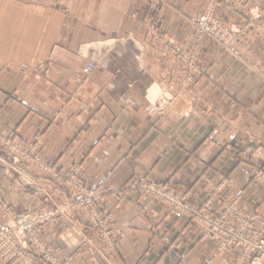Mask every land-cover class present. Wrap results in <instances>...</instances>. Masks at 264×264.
Here are the masks:
<instances>
[{
    "label": "crops",
    "instance_id": "1",
    "mask_svg": "<svg viewBox=\"0 0 264 264\" xmlns=\"http://www.w3.org/2000/svg\"><path fill=\"white\" fill-rule=\"evenodd\" d=\"M143 1L0 0V34L41 38L35 62H0V133L14 130L28 141L40 131V154L62 167L77 163L84 182L98 189L142 175L162 181L171 173L173 189L190 191L189 201L197 202L225 176L221 195L238 191L239 209L264 218V82L202 40L205 75L182 85L183 68L159 36L187 45L194 33L189 18L205 0H165L155 29L146 23ZM244 2L264 22V0ZM217 15L238 22L249 17L247 11L228 12L223 3ZM21 17L18 32L12 22ZM27 40L0 45V51L26 47ZM240 47L264 64V36L245 28ZM129 53L137 58L130 75ZM90 55L98 66L82 76ZM146 81L154 82L148 95L157 86L174 97L167 113L144 111ZM5 166L0 155V197L15 210L36 207L46 193L59 197L60 188L43 184L30 168L15 172ZM113 202L108 194L106 203ZM110 227L119 234L116 252L110 254L115 264H232L236 256L229 251L212 257L214 241H199L182 217L137 194L121 199ZM42 235L59 254H72V264H106L92 250L91 228L79 214L46 223Z\"/></svg>",
    "mask_w": 264,
    "mask_h": 264
},
{
    "label": "rangeland",
    "instance_id": "2",
    "mask_svg": "<svg viewBox=\"0 0 264 264\" xmlns=\"http://www.w3.org/2000/svg\"><path fill=\"white\" fill-rule=\"evenodd\" d=\"M1 1L5 2V0ZM143 2L146 8L144 16L146 23L150 28H154L156 16L165 0H144ZM221 3L228 12L235 11L243 14L247 11L248 19L238 22L217 15V9ZM7 5V3H2L1 6L4 8ZM27 13H24V16L29 15ZM202 16L206 17L205 28L199 24ZM24 19V17L14 18L12 23L16 31L20 32ZM189 21L194 33L187 45L178 43L169 36L158 35L159 40L166 45L168 55L183 68L180 78L182 85L189 86L190 83L205 75L206 65L203 64L200 56L202 40L213 42L228 56L241 63L250 72L257 74L264 82L262 61L249 55L240 47L242 30L245 28H252L255 34L264 36V22L260 17V12L253 5H246L244 0H205L200 12L191 16ZM26 35L20 34L13 37L0 34V45L4 47L20 39L24 42L28 38L25 43L26 47L16 44L15 51H11V48L0 51L2 57L0 62L32 63L36 61L41 45L40 35L30 37ZM132 49V47L128 48L129 51ZM4 55L6 57L3 59ZM135 60L137 61L135 55L129 53L126 61L129 63L130 70H126V73L135 72ZM89 66L91 69L86 71ZM97 66L96 57L87 56L80 73L82 76H89ZM153 83L148 85V82H145L147 87L143 92L144 98L141 106L149 115H162L168 112L175 100L168 91L160 90L157 86H153L150 89L151 94L148 95L147 88ZM128 87H131L130 83ZM152 91L155 92L152 94ZM41 141L40 131L32 135L28 141L16 136L14 130L0 133V155L5 158L6 169L18 172L17 169L30 168L43 184L52 183L61 190L58 195L59 201L58 198L54 199L51 193H46L36 207L22 211L15 210L0 197V226L8 225L6 230L0 229V261L2 264H72L73 255L59 254L46 241L42 233L43 225L46 223L58 224L61 220L71 219L77 214L91 228L94 240L92 250L97 252L106 264H115L111 263L110 254L116 252L119 234L110 227V220L114 208L128 194L148 197L182 217L184 223L194 229L199 241L209 239L214 241L211 252L214 258L222 257L229 251H236L232 264H253L255 257L259 256V253L252 249V245L257 243L264 245V218L259 217L255 211L239 209L241 193L238 191L227 196L221 195L222 187L228 183L225 176H222L220 184L211 187L205 199L197 202L189 201L190 191L178 192L173 189L174 175L171 173H167L162 181H153L142 175L130 179L121 186L112 185L105 189H98L84 182L77 163L62 167L56 161L44 158L40 154ZM108 194L113 196L112 204L106 203ZM219 195L221 199L218 198ZM19 220L24 227L30 225L29 230L23 229L19 232L17 230ZM242 222V226H239ZM239 233L240 241H238ZM261 262L264 264V257L261 258Z\"/></svg>",
    "mask_w": 264,
    "mask_h": 264
},
{
    "label": "built area",
    "instance_id": "3",
    "mask_svg": "<svg viewBox=\"0 0 264 264\" xmlns=\"http://www.w3.org/2000/svg\"><path fill=\"white\" fill-rule=\"evenodd\" d=\"M205 22H206V17H201L200 18V21H199V24L203 27V28H205ZM91 69V66H89L87 69H86V71H88V70H90ZM26 215H28V214H26ZM242 224H243V222L241 223V224H239V226H242ZM30 226V225H29ZM29 226H27V227H24L23 226V224L20 222V220H19V225H18V227H17V230L19 231V232H21L23 229H28L29 230ZM8 227V225H6L5 227H2V226H0V229H3V230H6V228ZM241 240V235H240V233H239V236H238V241H240ZM4 247H6V246H4ZM252 249H254V250H256L258 253H259V256H257V257H255V259L253 260V264H263L262 262H261V258H263L264 257V245L262 244V243H257V244H255V245H252Z\"/></svg>",
    "mask_w": 264,
    "mask_h": 264
},
{
    "label": "bare ground",
    "instance_id": "4",
    "mask_svg": "<svg viewBox=\"0 0 264 264\" xmlns=\"http://www.w3.org/2000/svg\"><path fill=\"white\" fill-rule=\"evenodd\" d=\"M158 90V89H157Z\"/></svg>",
    "mask_w": 264,
    "mask_h": 264
}]
</instances>
